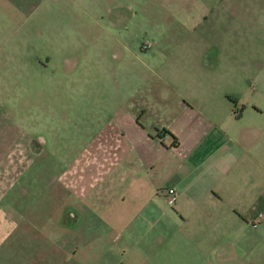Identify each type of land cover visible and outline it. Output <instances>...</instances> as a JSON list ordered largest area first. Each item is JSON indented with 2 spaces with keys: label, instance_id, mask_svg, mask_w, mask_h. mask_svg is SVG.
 <instances>
[{
  "label": "rangeland",
  "instance_id": "obj_1",
  "mask_svg": "<svg viewBox=\"0 0 264 264\" xmlns=\"http://www.w3.org/2000/svg\"><path fill=\"white\" fill-rule=\"evenodd\" d=\"M226 107L247 115L236 123ZM254 108L262 115L251 118ZM131 113L144 127L137 140L127 131L108 142ZM198 117L249 140L256 124L264 141V0H0V140L3 128L32 127L47 143L42 160L57 159L36 210V195L21 210L0 200V213L22 224L0 227V264H221L214 254H161L179 229L169 188L180 174L193 179L163 146ZM245 255L227 264H247Z\"/></svg>",
  "mask_w": 264,
  "mask_h": 264
},
{
  "label": "crops",
  "instance_id": "obj_2",
  "mask_svg": "<svg viewBox=\"0 0 264 264\" xmlns=\"http://www.w3.org/2000/svg\"><path fill=\"white\" fill-rule=\"evenodd\" d=\"M66 75L71 77V74ZM58 83L61 85L60 80ZM57 93L62 94V91ZM181 104L185 111L195 110L194 107H187L185 102ZM226 109L230 120L236 123L243 120L248 110L240 112L237 109L235 112L232 108ZM251 113V118H255L254 113L256 116L262 115L261 110L257 108ZM115 122L114 134L108 136V142L112 141L115 146L121 143L127 131L137 140L139 127L144 129L139 124L137 113H131L126 122H122L120 117L116 118ZM188 125L189 133L178 135L175 145L163 146L166 151H174L180 155L183 167L186 164L191 166L186 178L193 179L185 185L186 179L180 174L179 178H174L175 183L169 188L166 209H171L170 206L176 208V212L172 214L173 223L175 226L178 224L179 229L176 228V236L168 237V234V240L163 239L164 251L161 254H214L216 263L221 264L229 263L234 254H246L245 261L251 264V254H257V264H264V174H258L260 169H263L259 158L264 155V141L260 140L259 127L256 124L248 125L247 132L252 133V139L249 140L245 134L231 133L232 129L224 132L216 117H198ZM16 126L17 131L13 135L9 134L10 130L7 128L4 132L3 128V138L0 140V200H5L11 211L21 210L26 209L29 196L36 195L34 202L28 204L36 210L35 204L40 203L36 198L49 193L53 188L57 170L54 166L51 167V164H57V159L50 154L42 160L45 153L43 145L47 143L34 135L37 131L35 128L22 129L19 125ZM209 131H218L223 135L212 139ZM164 132L175 136L170 130ZM139 140L141 143L151 141L144 135L140 136ZM251 170L253 190L250 186ZM67 173L60 172L58 181H64L65 177H68ZM43 178L50 181L47 188L31 185L32 179L39 185ZM207 178L210 179L209 186L201 183ZM93 189L87 192L88 196L101 193H94ZM170 190H174L173 196L170 195ZM61 192L72 200V192H65V189ZM84 198L83 196L80 199L78 205L81 210L84 207ZM49 211L57 212L53 209ZM190 214L193 217L191 221ZM68 215L72 218L75 214L70 211ZM260 215L262 219L258 227L252 229L251 224ZM6 224L14 225L17 229L22 226L21 223L15 225L9 216L0 213V227ZM30 226L38 227L34 220ZM22 232L23 240L29 231Z\"/></svg>",
  "mask_w": 264,
  "mask_h": 264
},
{
  "label": "built area",
  "instance_id": "obj_3",
  "mask_svg": "<svg viewBox=\"0 0 264 264\" xmlns=\"http://www.w3.org/2000/svg\"><path fill=\"white\" fill-rule=\"evenodd\" d=\"M174 194H175L174 190H170V195L173 196ZM261 219H262V215H260L256 220L253 221V223L251 224V228L256 229Z\"/></svg>",
  "mask_w": 264,
  "mask_h": 264
},
{
  "label": "trees",
  "instance_id": "obj_4",
  "mask_svg": "<svg viewBox=\"0 0 264 264\" xmlns=\"http://www.w3.org/2000/svg\"><path fill=\"white\" fill-rule=\"evenodd\" d=\"M165 133H168V132H165ZM174 139H175V141H177V138H174ZM176 143H177V142H176ZM176 143H175V144H176ZM175 144H174V145H175Z\"/></svg>",
  "mask_w": 264,
  "mask_h": 264
}]
</instances>
